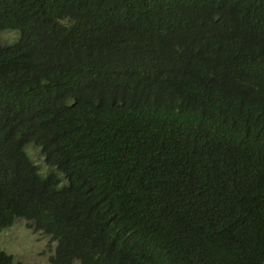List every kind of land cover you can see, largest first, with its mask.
Here are the masks:
<instances>
[{
  "label": "trees",
  "instance_id": "obj_1",
  "mask_svg": "<svg viewBox=\"0 0 264 264\" xmlns=\"http://www.w3.org/2000/svg\"><path fill=\"white\" fill-rule=\"evenodd\" d=\"M7 32L0 231L51 264H264V0H0Z\"/></svg>",
  "mask_w": 264,
  "mask_h": 264
},
{
  "label": "rangeland",
  "instance_id": "obj_2",
  "mask_svg": "<svg viewBox=\"0 0 264 264\" xmlns=\"http://www.w3.org/2000/svg\"><path fill=\"white\" fill-rule=\"evenodd\" d=\"M15 37V32H7L1 35L0 40L6 42ZM55 246L56 241L27 227L23 219H18L13 226L0 231V248L12 255L15 262L22 264H51L50 258Z\"/></svg>",
  "mask_w": 264,
  "mask_h": 264
}]
</instances>
